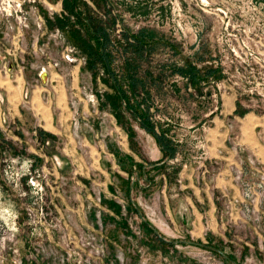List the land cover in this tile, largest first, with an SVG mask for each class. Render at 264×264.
<instances>
[{"label": "rangeland", "instance_id": "374dc122", "mask_svg": "<svg viewBox=\"0 0 264 264\" xmlns=\"http://www.w3.org/2000/svg\"><path fill=\"white\" fill-rule=\"evenodd\" d=\"M9 1L0 264H264V0Z\"/></svg>", "mask_w": 264, "mask_h": 264}, {"label": "crops", "instance_id": "0c3cea01", "mask_svg": "<svg viewBox=\"0 0 264 264\" xmlns=\"http://www.w3.org/2000/svg\"><path fill=\"white\" fill-rule=\"evenodd\" d=\"M1 71L2 69H0V72ZM4 77H6V75ZM4 77L1 76L0 78H4ZM19 87L21 88V86ZM17 89H18L17 87L9 88L7 90L8 92L6 91L5 97L0 96V102L2 104L5 103L6 105H10V104L14 106L19 105L21 102L19 100L20 97ZM60 100L61 98L58 100L57 105H62ZM215 121H219V120L215 119ZM47 125L48 127L50 126L48 122ZM256 127H257V123L254 122L253 118L249 120V123L243 125V127L238 131V144H237L238 147L236 148L237 149L236 151L237 154L242 157H245L246 154H251L264 164V130H257ZM227 131L228 129L226 128L224 130L225 135ZM210 149H211L210 155L214 159L220 157V159L226 161H231V162L237 161L236 158H234L235 151H230L227 146H224V148L220 150V153L217 147H212Z\"/></svg>", "mask_w": 264, "mask_h": 264}, {"label": "built area", "instance_id": "2783aa9c", "mask_svg": "<svg viewBox=\"0 0 264 264\" xmlns=\"http://www.w3.org/2000/svg\"><path fill=\"white\" fill-rule=\"evenodd\" d=\"M12 7L14 6L10 4L9 0H6L5 2H3L2 6H0V13L5 18L6 21L12 18L14 14L17 16V18L20 17L19 13L22 12L21 3L18 2L15 5V8H12Z\"/></svg>", "mask_w": 264, "mask_h": 264}, {"label": "trees", "instance_id": "16d2710c", "mask_svg": "<svg viewBox=\"0 0 264 264\" xmlns=\"http://www.w3.org/2000/svg\"><path fill=\"white\" fill-rule=\"evenodd\" d=\"M100 58L101 59H107V56H106V54H102L101 56H100ZM190 69H192V68H190ZM193 70L194 69H192V72H193ZM180 72L181 73H184V74H187V73H189L188 71H187V69H183V68H180ZM192 72L190 73L191 75H192V77L193 78H195V76H194V74H192ZM144 127H146L149 131H153L152 129V126L151 125H149V123L148 124H145L144 125ZM158 140L160 141V143H162V141L160 140V138L158 137Z\"/></svg>", "mask_w": 264, "mask_h": 264}]
</instances>
